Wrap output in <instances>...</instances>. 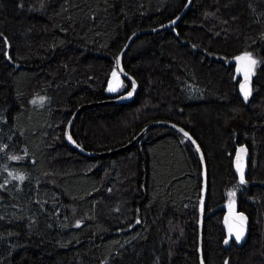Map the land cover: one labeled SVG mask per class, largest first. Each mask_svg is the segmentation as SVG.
Listing matches in <instances>:
<instances>
[{"label": "trees", "instance_id": "1", "mask_svg": "<svg viewBox=\"0 0 264 264\" xmlns=\"http://www.w3.org/2000/svg\"><path fill=\"white\" fill-rule=\"evenodd\" d=\"M186 2L0 0V264H200L202 170L182 135L155 128L102 159L63 141L78 107L109 97L127 39ZM234 56L257 61L247 98ZM122 63L138 82L134 100L82 111L74 141L101 152L152 122L181 127L206 168L203 263L264 264V0H192L174 29L139 37ZM119 77L116 96L129 89ZM242 144L243 183L231 163ZM229 206L249 227L242 247L224 249Z\"/></svg>", "mask_w": 264, "mask_h": 264}, {"label": "water", "instance_id": "2", "mask_svg": "<svg viewBox=\"0 0 264 264\" xmlns=\"http://www.w3.org/2000/svg\"><path fill=\"white\" fill-rule=\"evenodd\" d=\"M191 1L192 0H187L186 4L184 5V7L180 11V13L175 18H173L172 20L164 23L161 26L153 28V29L136 31L127 39V41L125 42L124 46L122 47L120 53L117 55L116 68H117V71H118L119 75L121 76V78L129 83V89L119 96L104 99L100 102L84 104V105H81L80 107H78L64 128L63 141L69 148H71L72 150H74L75 152H77L81 156L93 158V159H102V158H109L111 156H116V155H119V154H122L124 152L129 151L133 146L138 144V142L149 131H151L155 128H168V129L176 131L177 133L182 135L191 144V146L195 149V151L197 152L199 162L201 165V170H202L201 171L202 183H201L200 199H199V211H198V237H199V239H198V241H199L198 252H199V260H200V264H201V262H202V258H201L202 218H203V211H204V206H205V197H206V191H207V175H206V168H205V163H204L202 151H201L200 147L198 146V144L196 143V141L194 140V138L187 131H185L181 127H179L173 123H170V122H164V121L152 122V123L146 125L145 127H143L139 131V133L128 143H126L120 147H116V148H113V149H110L107 151H101V152H93V151H88V150L83 149L74 141V139L71 135V127H72L76 117L78 116V114H80L82 111H84L86 109L93 108V107L110 106V105H126V104L131 103L134 100V98L137 95L138 90H139L138 82L130 74H128L124 70L123 63H122V58H123L124 54L130 48V46L133 44V42L136 39H138L139 37H141L143 35H147V34H156V33H161L165 30L174 29L181 22L183 16L189 10L190 5H191ZM173 21H175V23H173ZM237 57H241V56H234L230 59V65L231 66L236 65V71L239 70L242 63L245 65V67H246V64H248V61L245 59L237 61V59H236ZM133 82H135L134 85H133ZM242 85L244 86V88L242 89V87H241V94L243 97H245V94L247 93V97H248L249 93H250L249 84L246 82V83H243ZM129 92H131L132 95L129 96L128 95ZM181 130H183V131H181ZM184 132H187L189 134V136H191V140H189L187 137L184 136ZM193 141H195V143H193ZM197 147L199 148V151H197ZM250 158L251 157H250L249 149L247 148L246 145H241L235 149L233 156H232L231 163H232L233 172L239 179H241V176H243V178L246 177V175L248 173V164L250 162ZM240 217H243L244 219L241 220ZM222 226H223L224 233H225V240L227 239L229 241V243H227V244L223 243L224 249H228L231 244H235L237 247H242L244 245V243L247 240V232H248V227H249V219L246 216V214H244L242 212H238V211H236L235 208H233L232 206H229L225 209L224 216L222 218ZM241 230L243 231V235H242L240 241L237 242L235 239V236H236L237 232L241 231Z\"/></svg>", "mask_w": 264, "mask_h": 264}, {"label": "snow or ice", "instance_id": "3", "mask_svg": "<svg viewBox=\"0 0 264 264\" xmlns=\"http://www.w3.org/2000/svg\"><path fill=\"white\" fill-rule=\"evenodd\" d=\"M173 23H175V21H173ZM236 59H237V61H240V60H242V59H249L251 65H255V64L257 63L256 60L250 59V56L237 57ZM113 75H115V73H113ZM134 83H135V82H133V85H134ZM241 87H242V89L244 88L243 85H242ZM128 95L130 96V95H132V93L129 92ZM245 97L247 98V93L245 94ZM33 103H35V101H33ZM181 131H183V130H181ZM184 136L187 137L189 140H191V136H189V134H188L187 132H184ZM193 143H195V141H193ZM197 151H199V148H198V147H197ZM10 158H11V159H18V157H10ZM18 178H19L20 180H23V179H24L23 176H20V177H18ZM243 182H244V181H243V176H241V183H243ZM229 195L231 196V195H233V193H229ZM240 219L243 220L244 218H243V217H240ZM242 235H243V231H242V230L237 232V234H236V236H235V239H236L237 242L240 241ZM224 243L227 244V243H229V241L226 239V240L224 241ZM201 264H203V261L201 262ZM225 264H227V261L225 262Z\"/></svg>", "mask_w": 264, "mask_h": 264}, {"label": "rangeland", "instance_id": "4", "mask_svg": "<svg viewBox=\"0 0 264 264\" xmlns=\"http://www.w3.org/2000/svg\"><path fill=\"white\" fill-rule=\"evenodd\" d=\"M113 73H115V75H113ZM121 83L122 82L119 75L116 72H112L108 87L106 89V94L109 96L108 98H113V96H116V94L119 92Z\"/></svg>", "mask_w": 264, "mask_h": 264}, {"label": "flooded vegetation", "instance_id": "5", "mask_svg": "<svg viewBox=\"0 0 264 264\" xmlns=\"http://www.w3.org/2000/svg\"><path fill=\"white\" fill-rule=\"evenodd\" d=\"M230 59V58H229ZM249 64H246V67L242 69L239 68L238 71H236V65L231 66L236 74H239V79L241 84L245 83L251 76V70H253L252 65L250 64V61H248Z\"/></svg>", "mask_w": 264, "mask_h": 264}, {"label": "bare ground", "instance_id": "6", "mask_svg": "<svg viewBox=\"0 0 264 264\" xmlns=\"http://www.w3.org/2000/svg\"><path fill=\"white\" fill-rule=\"evenodd\" d=\"M245 60H246V59H245ZM248 64H249V62H248ZM241 66H242V68H245V65H244L243 63H242ZM242 145H244V144H242ZM239 146H241V145H239ZM239 146H238V147H239Z\"/></svg>", "mask_w": 264, "mask_h": 264}]
</instances>
